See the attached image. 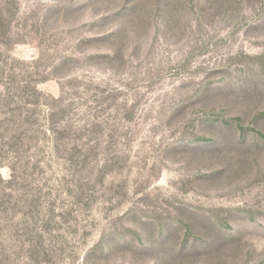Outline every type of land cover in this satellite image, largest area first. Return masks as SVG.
<instances>
[{
  "label": "rangeland",
  "instance_id": "1",
  "mask_svg": "<svg viewBox=\"0 0 264 264\" xmlns=\"http://www.w3.org/2000/svg\"><path fill=\"white\" fill-rule=\"evenodd\" d=\"M0 264H264V0H0Z\"/></svg>",
  "mask_w": 264,
  "mask_h": 264
},
{
  "label": "trees",
  "instance_id": "2",
  "mask_svg": "<svg viewBox=\"0 0 264 264\" xmlns=\"http://www.w3.org/2000/svg\"><path fill=\"white\" fill-rule=\"evenodd\" d=\"M184 229L186 230V231H190L191 230V225L189 224V223H186L185 224V226H184ZM162 237V236H161ZM160 237V238H161Z\"/></svg>",
  "mask_w": 264,
  "mask_h": 264
}]
</instances>
